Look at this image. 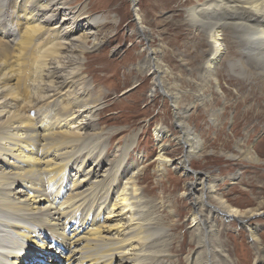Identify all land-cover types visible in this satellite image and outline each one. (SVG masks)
I'll return each mask as SVG.
<instances>
[{"label": "rangeland", "instance_id": "374dc122", "mask_svg": "<svg viewBox=\"0 0 264 264\" xmlns=\"http://www.w3.org/2000/svg\"><path fill=\"white\" fill-rule=\"evenodd\" d=\"M61 2L65 9L56 13L65 18L73 16L69 9L85 6L92 10L91 22H120V26L101 27L89 38L87 47L97 44L87 57L74 53L76 57L69 55L65 62L85 64L84 68L91 72L80 84L87 87L89 96L99 97L97 109L103 111L101 118L97 109L84 114L94 122L92 136L67 141L68 146L57 142L61 146L55 144L60 140L56 133L64 128L58 131L27 126L19 132L22 140L14 138L16 125L0 130V240L5 238L7 223L30 229V235L38 233V237L27 238L17 264H45L42 259L47 258H53V264H81L82 258L85 264H92L82 253L88 240L84 237L96 239L92 243L97 252L108 254L112 253L107 248L110 243L131 236L140 228L147 235L141 246H127L124 258L103 264H191L198 252L201 264L207 259L212 264H264V65L232 44L236 37L226 32L227 26L221 27L224 50L220 62L211 70L205 68L213 55L206 38L202 48L207 52L205 58L198 62V68L189 65V40L201 34L186 26V10L195 0H135V4L130 0ZM23 3L26 0H0V60L6 64L15 59L18 40L27 25ZM36 3L32 1L34 13L38 10ZM135 18L147 31L146 41L133 31ZM146 49L154 53L151 55ZM30 50H19L22 64L30 59ZM234 50L238 56L231 54ZM152 63L161 68V89L169 91V95L177 93L175 104L171 96L152 93V76L147 67ZM59 98H54L45 111L49 124L66 115ZM103 117L111 121L104 123ZM6 118L7 115L0 121ZM178 121L200 139L197 156L185 169L174 165L187 149L175 142ZM158 128L166 131L163 154L171 160L169 163L158 159ZM74 131L84 134L82 130ZM114 131L118 134L108 141ZM23 142L29 157L25 163L15 152ZM250 154L257 158L256 163L249 160ZM62 167L63 175L56 181L59 183L49 191V185L39 178ZM202 175L206 188L202 191L201 186H195L188 197V189ZM201 193L206 203L199 209L203 215L207 206L221 210L230 206L257 214L242 215L244 219L239 222L220 214L210 216L217 237L210 240L205 236L204 241L210 251L220 245L222 252H214L215 257L210 252L207 258L205 247H196L197 220L192 217L190 202ZM123 194L130 207L121 210L118 201ZM114 225L121 227L111 228ZM11 229L26 236L23 229ZM43 235L47 237L43 250L46 258L37 248ZM7 239L0 241V253L4 247L1 244L9 241L12 246V239ZM20 243L19 240L15 248ZM74 250L79 253L74 254Z\"/></svg>", "mask_w": 264, "mask_h": 264}, {"label": "bare ground", "instance_id": "6f19581e", "mask_svg": "<svg viewBox=\"0 0 264 264\" xmlns=\"http://www.w3.org/2000/svg\"><path fill=\"white\" fill-rule=\"evenodd\" d=\"M32 1L33 0H26V3H23L26 7L23 13L25 14L24 19L27 22V25L25 23V29L23 31V35L21 33L22 37L20 36V41L18 40V44L14 43L17 44L16 53L13 55V59H15L8 64L0 60V118L6 117L7 115L5 121H0V130L4 127L11 128L12 126L16 125L13 128V131L16 133L14 138H21L22 140L23 137L19 132L23 131L22 129L27 126H37L38 128L42 126L41 129L43 127H48V130L50 127L56 128L58 131L60 128H64L66 131H63V129L56 133L57 135L59 134L60 140L54 141L55 144L61 145L60 143H65V145L68 146L67 141H79L82 137L92 136L90 131H93L94 122L92 119L86 118V115L84 114L90 113L94 111V109H97L98 105L100 104V99L99 97L95 99L94 97L89 96L90 92L87 90V87L84 88V86L80 84L81 82L85 81L83 80L84 77H86L85 74H91L89 69L84 68L85 64L83 65L80 62L83 65L82 66L77 60V66L73 65V62V64H70L71 62L67 64L65 63L66 59L69 57V55L74 53L82 56V58L87 57L90 53L89 51L95 49L96 46L94 45L97 44H93L90 48L87 47L89 38L92 35H96L94 32L98 33V31L101 30V27L107 26L108 24H114L112 21H107L104 24L101 22L97 23L96 21L91 22L92 10L90 7L86 9L85 6H76L73 9H69L73 16L71 18H65V16H61L59 13H56L57 11L59 12L60 10L65 9V4L62 3L61 0H36V7L38 10L36 13H34L32 9ZM130 1L132 4H135V0ZM223 1L224 3L221 2V0H195V4L186 10L187 15L185 20L187 21V29L195 28V30L198 29L201 33L198 34L199 36L194 35V37L189 40V43L192 44V50L189 52L190 59L188 64L194 68L199 67L198 62L201 59L203 60L207 53L202 49L205 45V41L203 40H206V38L209 39L211 44L210 48L212 49L211 53H213V55L211 57L210 63L205 68L211 70L210 67L212 65L219 63L224 50L221 43V40L223 39L222 36H224V30L221 29V27L227 26L225 29L226 32L229 34L232 33L236 37V40L231 41L232 44H235V47H239L241 50L243 49L245 53L250 55L260 64L264 65V0ZM51 2H55L59 6L55 7V3L52 6H49ZM45 23L48 26H46ZM134 23V33L139 35L140 38H142V41H146L147 37L145 38V33L147 31L139 25L138 18H135ZM119 24L120 22L116 23L114 27L116 26V29H118L117 27L120 26ZM88 27H90V29L85 32V29ZM176 38L180 39L178 36H176ZM21 49H31V56L27 63L24 61L25 59H23L24 62L22 64V54L18 53ZM199 50L202 51L198 52ZM237 50L232 51L231 54H233V56H238L239 54ZM148 53L152 55L154 51L149 50ZM76 55L74 57H76ZM148 66L150 76H152V93L159 91L165 97L171 96L170 98L175 104L178 98L177 93L172 94L174 95L172 96L168 94L169 91H164L161 89L163 87V82L161 81L160 73L162 72L160 70V66L154 63L147 65V67ZM137 69L139 72H142L141 67H137ZM227 71H230V69ZM248 73L251 74L252 72L249 70ZM125 74L127 78H129L128 74ZM92 80L95 81L94 77ZM58 97H60V102L63 101L61 110L66 113V115L65 117H62L60 120H58V122L56 120L55 123L49 124V121L46 119L47 117L45 115V111L48 109V107H50L49 105H51V101L54 98L57 100ZM97 111H100L98 116L101 118L103 116V111L101 109H97ZM83 119H86V121L84 122ZM101 120L104 123L111 121L109 118L106 119L104 117ZM115 122L118 121L116 120ZM184 124L185 123L178 121L175 125L176 129H179V135L177 138H175V142L181 144L182 147L187 148L174 164L175 168L181 169L186 168L191 159L197 156V151L200 149V139L198 135H196L195 132L191 131L192 129L190 130ZM76 129L84 131V134L78 135V132L74 131ZM128 130L130 129L128 128ZM121 131H124V129L118 130V132ZM118 132H112L111 134L114 135L110 134L108 141L109 139H112L114 136H116ZM156 132L158 138L157 147L160 149L158 159H160L161 163H169L171 160L167 159L166 155L163 154L166 152V149H164L162 139L166 131L164 129L158 128ZM24 143L25 142L21 144L23 146H19V151H15L17 152V157L21 158L20 160H22L23 163H25V161L29 158L28 154L24 152L27 148L26 143ZM52 144H54V142ZM249 157V160H251L253 163H256L257 158L253 154H250ZM63 169V167L60 168V170L56 173L45 172V177H40L39 181L41 180V182H45L47 185H49L47 186L49 191H53L52 189H54L55 186H57L56 184L59 183H56V181H60V176L63 175ZM203 179L204 175L200 177L198 183L194 182L190 186L192 189H188V197L192 195L193 190H195V186H201V188H199L202 191L206 188ZM203 195L204 194L201 193L199 197L193 198V200L190 202V206L193 215L192 217H195L193 219L197 220V222L194 224V226L197 227V229H195L197 231L195 234V241L197 244L196 247L198 249L205 247V256L208 258V255L206 254H210V252H213L212 256L214 257L216 256L214 252H222L221 249H218L220 248V245H216V250L219 251H210L209 246L205 245V236H207V238L210 237V240L213 237H217L214 233V226L210 224L209 220L212 214L215 213L217 215H224V217L231 219L233 218L237 222L243 220V216H246L247 214V217L257 214H254V210L243 211L230 206H227L228 208L226 207L228 210H221V207L218 209V207L207 206V213L206 215H203L202 211L199 210L202 209L201 206H203V204H206L205 200L203 199ZM120 196L121 198L118 201V204H121V207L119 209L124 210V208L130 207L127 203L128 199L125 194ZM113 206L116 205H112V207ZM221 206L223 205L221 204ZM18 209L21 210L22 207ZM128 211H130V209ZM38 223V225L41 224V222ZM4 224L6 223L3 222V227ZM7 224L8 228L4 230L5 234H3L5 238L0 241L6 242L7 237H10L13 242L12 246H9V241L5 245L1 244L2 247H4L3 250H1L2 253H0V261L2 264H17V257L19 256V253L22 252L23 245L25 242H27V238L33 236L38 237V233L33 231L34 234L30 235L32 231L28 228H25L24 226L14 223ZM120 227H118V225H114L111 228L120 229ZM11 228L23 229V231H26V236H21L19 232H16ZM28 232H30V234H27ZM10 234H12V236H10ZM84 238L85 240L88 239L82 246V253L84 257L86 259L89 258L90 261H93L92 264H103L108 262L107 260L110 261L114 260L115 258H124V256H126L124 251L126 249L125 247L132 245L141 246L142 243L147 240V235L142 231V228H140V230H137L135 234L110 243L108 245L110 247L107 248L112 249V253L108 254H106L105 251H102L101 254L99 253L100 251L97 252L96 245L92 243L95 242L96 239H89L88 237ZM19 240L21 243L15 248L16 243L19 242ZM46 240V235H43L37 245L38 250L42 251L41 255L43 258H46L47 256L46 253H43ZM70 243L72 244L73 241ZM103 248L105 249V247ZM73 252L74 254H78L79 250H74ZM200 257L202 256L199 255L198 252L194 259L191 260L192 262L190 261L191 264H201ZM214 257L213 259H215ZM42 260H45L43 262L45 264H53L55 262L53 258ZM70 260H74V258L71 257ZM210 262L207 259L205 264H209ZM213 263L216 264V261ZM67 264H70V262ZM81 264H85L83 258L81 260Z\"/></svg>", "mask_w": 264, "mask_h": 264}]
</instances>
